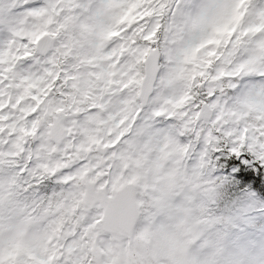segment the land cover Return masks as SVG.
I'll list each match as a JSON object with an SVG mask.
<instances>
[{
	"label": "clouds",
	"instance_id": "1",
	"mask_svg": "<svg viewBox=\"0 0 264 264\" xmlns=\"http://www.w3.org/2000/svg\"><path fill=\"white\" fill-rule=\"evenodd\" d=\"M0 264H264V0H0Z\"/></svg>",
	"mask_w": 264,
	"mask_h": 264
}]
</instances>
